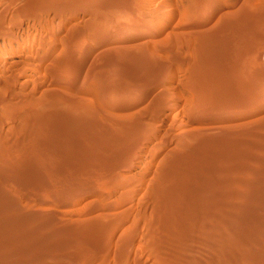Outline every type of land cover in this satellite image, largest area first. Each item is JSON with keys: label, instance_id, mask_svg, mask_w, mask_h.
Returning <instances> with one entry per match:
<instances>
[{"label": "rangeland", "instance_id": "obj_1", "mask_svg": "<svg viewBox=\"0 0 264 264\" xmlns=\"http://www.w3.org/2000/svg\"><path fill=\"white\" fill-rule=\"evenodd\" d=\"M263 137L264 0H0V188L55 221L5 264H264Z\"/></svg>", "mask_w": 264, "mask_h": 264}, {"label": "bare ground", "instance_id": "obj_2", "mask_svg": "<svg viewBox=\"0 0 264 264\" xmlns=\"http://www.w3.org/2000/svg\"><path fill=\"white\" fill-rule=\"evenodd\" d=\"M45 5H46V4H45ZM132 22H133L132 19H129V21H128V20L126 21V23H128V24H131ZM118 23H119V21H117V24H118ZM247 51H248V50H247ZM75 57H76V56H75ZM107 59H108V58H107ZM115 60H116V59H115ZM73 61H74V60H73ZM159 66H160V65H159ZM70 72H71V71H70ZM72 72H73V71H72ZM75 72H76V71H75ZM235 84H236V83H235ZM245 84H246V83H245ZM252 84H253V83H252ZM244 87H245V86H244ZM233 88H234V87H233ZM233 88H232V89H233ZM238 90H239V89H238ZM238 90H237V91H238ZM234 91H235V89H234ZM239 91H240V90H239ZM239 91H238V93H239ZM241 92H242V91H241ZM232 100H233V99H232ZM247 100H248V99H247ZM251 100H252V99H251ZM229 101H230V100H229ZM78 102H79V101H78ZM61 103H62V102H61ZM81 103H82V102H81ZM209 104H210V103H209ZM222 104H224V103H222ZM227 104H228V106L231 105V107L233 108L234 111H245V110L250 109V107H251V103H250V102H246V103H243V102H242V103H238V102H237V103H234V102H232V103H227ZM227 104H226V105H227ZM45 105H46V104H45ZM210 105H214V104H210ZM226 105H225V106H226ZM54 107H55V106H54ZM71 107H72V106H71ZM209 107H210V106H209ZM229 107H230V106H229ZM80 109H81V108H80ZM197 109H198V108H197ZM230 110H231V109H230ZM90 111H91V110H90ZM47 112H48V111H47ZM52 112H53V111H52ZM196 112H197V111H196ZM72 113H73V112H72ZM22 115H23V114H22ZM23 124H24V123H23ZM76 124H77V123H76ZM62 127H63V126H62ZM257 130H258V129H257ZM256 133H257V132H256ZM30 134H31V133H30ZM239 135H240V134H239ZM47 136H48V135H47ZM227 136H228V135H227ZM233 136H234V135H233ZM248 137H249V136H248ZM261 138H262V137H261ZM263 138H264V137H263ZM21 139H22V138H21ZM44 139H45V138H44ZM60 140H61V139H60ZM10 141H11V140H10ZM57 141H58V140H57ZM261 141H262V140H261ZM30 142H31V141H30ZM49 142H50V141H49ZM235 142H236V141H235ZM39 143H40V142H39ZM47 144H48V143H47ZM50 144H51V143H50ZM230 144H232V143H230ZM259 145H260V144H259ZM259 145H258V146H259ZM31 146H32V145H31ZM38 146H39V145H38ZM59 146H60V145H59ZM59 146H58V147H59ZM66 146H67V145H66ZM195 146H196V145H195ZM261 146H262V145H261ZM56 147H57V146H56ZM63 148H64V147H63ZM74 148H75V147H74ZM120 148H121V147H120ZM130 148H131V147H130ZM255 148L257 149V147H255ZM255 148H253L252 150H254ZM261 148H262V147H261ZM263 148H264V147H263ZM26 149H27V148H26ZM228 149H229V148H228ZM258 149H260V148L258 147ZM258 149H257L256 152H259ZM260 150H261V149H260ZM41 151H42V150H41ZM225 151H226V150H225ZM262 151H264V150L262 149ZM63 152H64V151H63ZM76 153H77V152H76ZM247 153H248V152H247ZM251 153H252V152H251ZM251 153H250V154H251ZM42 154H43V152H42ZM233 154H234V153H233ZM240 154H241V153H240ZM260 154H261V152H260ZM0 155H1V154H0ZM255 155H256V154H255ZM24 156H25V155H24ZM39 156H40V155H39ZM261 156H262V155H261ZM261 156H260V157H261ZM1 157H2V155H1ZM219 157H221V155H220ZM231 157H233V156H231ZM260 157H259V158H260ZM222 158H223V157H222ZM236 158H237V157H236ZM242 158H243V157H242ZM247 158H248V161H251V162H249V166H251L250 164L253 163L254 161H260V160H258V156L255 157V156H253V155H250V156H247ZM256 158H257V159H256ZM0 159H1V158H0ZM29 159H30V158H29ZM220 159H221V158H220ZM260 159H261V158H260ZM36 160H37V159H36ZM79 160H80V159H79ZM242 160H243V159H242ZM245 160H246V159H245ZM2 161H3V160H2ZM2 161H0V162H2ZM12 161H13V160H12ZM69 161H70V160H69ZM74 161H75V160H74ZM181 161H182V160H181ZM5 162H6V160H5ZM28 162H29V161H28ZM236 162H237V161H236ZM243 162H247V160H246V161H243ZM261 162H262V160H261ZM255 163H256V162H254V164H255ZM0 164H1V163H0ZM2 164H3V162H2ZM5 164H6V163H5ZM49 164H50V163H49ZM240 164H241V163H239V164H237V165H239V167H240ZM244 164H245V163H244ZM254 164H253V165H254ZM258 164L260 165V163H258ZM262 164H263V163H262ZM262 164H261V165H262ZM12 165H13V164H12ZM29 165L31 166V164H29ZM247 165H248V163H247ZM247 165H246V166H247ZM253 165L251 166V171H254V170L252 169V168H253ZM256 165H257V163L255 164V166H256ZM259 165H257V166H259ZM261 165H260V166H261ZM1 166L4 167V165H1ZM1 166H0V167H1ZM9 166H10V165H9ZM32 166H33V165H32ZM60 166H61V165H60ZM204 166H205V165H204ZM220 166H221V165H220ZM242 166H243V165H242ZM242 166H241V167H242ZM260 166H259V169H258V168H257V169H258V170H262V172H263L264 170H263L262 168H264V165H263V167H261V169H260ZM5 167H7V165H5ZM15 167H16V166H15ZM24 167H25V166H24ZM50 167H51V166H50ZM225 167H226V166H225ZM241 167H240V169H241ZM243 167H245V166H243ZM10 168H11V166H10ZM12 168H13V166H12ZM22 168H23V167H22ZM22 168L20 167L21 170H20V169H19V170H18V169L16 170V168H15V171L13 170L14 168L11 169L12 171H11L8 167H7V169L5 168V169L8 170V172H9L8 175L10 176L9 178L12 179L11 181H14L13 183L16 182L17 184H18V183L20 184V183H22V181H24V182H26V181H27V182H31V181H33V180L36 178V175L32 172V171H34L33 167H32V168L29 167V169H28V166H27V168H26L27 171H23ZM245 168H247V167H245ZM0 169H2V171H6V170H3L4 168H0ZM211 169H212V168H211ZM219 169H220V168H219ZM228 169H229V168H228ZM228 169H227V170H228ZM235 169H239V168H235ZM240 169H239V170H240ZM247 169H248L249 172H250V168L248 167ZM254 169L256 170V172L258 171L256 168H254ZM24 170H25V168H24ZM29 170H30V171H29ZM58 170H59V169H58ZM171 170H172V169H171ZM242 170H243V171H242ZM242 170H241V173H242V172L244 173V169H242ZM0 171H1V170H0ZM17 171H18V172H17ZM35 171H36V170H35ZM60 171H61V170H60ZM213 171H214V170H213ZM232 171H233V170H232ZM230 172H231V171H230ZM237 172H238V171H237ZM260 172H261V171H260ZM5 173H6V172H5ZM35 173H36V172H35ZM212 173H213V172H212ZM235 173H236V172H235ZM239 173H240V172H239ZM239 173H238V174H239ZM245 173H246V172H245ZM247 173H248V172H247ZM252 173H254V172H252ZM252 173H251V175H253ZM43 174H44V173H43ZM256 174H258V172L255 173L254 177H256ZM4 175H5V174H4ZM6 175H7V174H6ZM8 175H7V176H8ZM179 175H180V174H179ZM210 175H211V174H210ZM241 175H242V174H241ZM247 175H248V176L245 175V177H244L245 179H246V177H249V174H247ZM2 176H3V175H2ZM2 176H0V177H2ZM188 176H189V175H188ZM258 176H259V175H258ZM258 176H257V177H258ZM261 176H262V175H261ZM3 177H4V176H3ZM200 177H201V176H200ZM214 177H215V176H214ZM230 177H231V176H230ZM252 177H253V176H252ZM4 178L7 180V177H4ZM4 178H0V180H1V179H4ZM9 178H8V179H9ZM60 178H61V177H60ZM164 178H165V177H164ZM215 178H217V177H215ZM225 178H226V177H225ZM242 178H243V177H242ZM244 178H243V179H244ZM258 178H260V179L263 180L264 177L262 178V177L259 176ZM5 179H4V180H5ZM10 179H9V180H10ZM32 179H33V180H32ZM41 179H42V178H41ZM41 179H40V180H41ZM207 179H208V178H207ZM240 179H241V178H240ZM243 179H241V181H242ZM250 179H251V178H250ZM250 179H249V180H250ZM4 180H3V182H4ZM35 180H37V178H36ZM35 180H34V181H35ZM237 180H238V179H237ZM247 180H248V178H247ZM249 180H248V181H249ZM255 180L257 181L258 179L256 178ZM255 180L253 179V181H255ZM262 180H261V181H262ZM180 181H181V180H180ZM216 181H217V180H216ZM243 181H245V180H243ZM251 181H252V180H251ZM251 181H250V183L252 184L253 182H251ZM256 181H255V183H256ZM258 181H259V180H258ZM263 181H264V180H263ZM3 182H0V184H2ZM164 182H165V181H164ZM4 183H5V182H4ZM10 183H11V182H10ZM37 183H38V182H37ZM40 183H41V182H40ZM219 183H220V182H219ZM246 183H248V182L246 181ZM250 183H248L247 185L252 186ZM259 183H260V182H259ZM19 184H18V185H19ZM24 184H25V183H24ZM203 184H204V183H203ZM253 184H254V183H253ZM256 184H258V182H257ZM263 184H264V183H263ZM2 185H4V184H2ZM200 185H201V184H200ZM222 185H223V184H222ZM28 186H29V185H28ZM206 186H207V185H206ZM210 186H211V185H210ZM223 186H224V185H223ZM236 186H237V185H236ZM254 186H255V184H254ZM257 186H258V185H257ZM257 186H256V187H257ZM262 186H263V185L260 186V189H262ZM21 187H22V186H21ZM189 187H190V186H189ZM211 187H212V186H211ZM246 187H247V186H246ZM252 187H253V186H252ZM256 187H255V189H256ZM24 188H25V187H24ZM176 188H177V187H176ZM263 188H264V187H263ZM194 189H195V188H194ZM198 189H199V188H198ZM207 189H208V188H207ZM220 189H221V188H220ZM222 189H223V188H222ZM232 189H233V188H232ZM242 189H243V188H242ZM245 189H247V188H245ZM255 189H254V190H255ZM257 189H258V188H257ZM260 189L256 190L255 192L257 193V191H261V193H262V190H260ZM2 190H3V189L0 188V212H1V213L4 212V215H1V216H3V217L0 218V247L3 246V245L5 246V245H7V244H9V243H14L15 241L18 242L17 240H14V238L16 239V237H15L14 234H16V232H17V231H16V232L14 233V230H19L21 233H18V232H19V231H18L17 234H18V235L20 234L22 237H23V235L27 234L26 232H29V233L31 232L30 235H29V234H27V235L30 236V237H32V236H31L32 233H36L37 231L40 232V231H42L41 229L46 228V227H47L48 229H51V228L53 227L54 224H53V225H52V223L50 224V220H51V219H49V221H45V220H47V219H45V220H41V219L37 220L36 217H34L33 215H26L27 212L24 213L23 210H21V209H20V211H22V212H18V210H19V208H20V207H18V204H17L16 202H15V203H16L17 205H16L15 203H13V202H12V201H13L12 197L8 196V194L5 195V192H6V191L3 190V191H5V192H3ZM176 190H177V189H176ZM179 190H180V189H179ZM182 190H183V189H182ZM184 190H186V189L184 188ZM190 190H191V189H190ZM209 190H210V189H209ZM212 190H215V189H212ZM247 190H248V189H247ZM250 190H251V189H250ZM34 191H35V190H34ZM194 191H195V190H194ZM219 191H220V190H219ZM226 191H227V190H226ZM233 191H234V190H233ZM237 191H240V189L238 188ZM237 191H235V192H237ZM263 191H264V189H263ZM185 192H186V191H185ZM205 192H206V191L204 190L203 193H205ZM209 192H211V191H209ZM216 192H217V194H218V191H216ZM235 192H234V195H237V194H235ZM244 192H245V191H243V193H244ZM252 192H253V191H252ZM255 192H254V193H255ZM158 193H159V192H158ZM173 193H174V192H173ZM180 193H181V191H180ZM201 193H202V192H201ZM207 193H208V190H207ZM219 193L221 194V193H223V192L220 191ZM224 193L227 194V193H229V192H224ZM237 193H238V192H237ZM239 193H240V192H239ZM239 193H238V194H239ZM249 193H250V192H249ZM256 193H255V194H256ZM166 194H167V193H166ZM182 194H184V193H182ZM217 194H215V195H217ZM220 194H219V195H220ZM226 194H221V196L223 197V195H225V197L227 196V197L229 198V195H226ZM229 194H230V193H229ZM240 194H241V196H243V198H244V195L246 196V194H243V195H242V193H240ZM252 194H253V193H252ZM255 194H254V196H255ZM263 194H264V193H263ZM12 195H13V194H12ZM171 195H172V194H171ZM195 195H196V194H195ZM195 195H194V196H195ZM198 195H199V194H198ZM206 195H207V194H206ZM208 195H209V194H208ZM219 195H218V196H219ZM232 195H233V194H232ZM234 195H233V196H234ZM259 195H261V194H259ZM259 195H258V194L256 195V196H257V199H256V200H258V197H260ZM66 196H67V195H66ZM158 196H159V195H158ZM160 196H161V195H160ZM181 196H182V195H181ZM181 196H180V197H181ZM212 196H213V195H212ZM218 196H217V197H218ZM161 197H162V196H161ZM182 197H183V196H182ZM189 197H191V196H189ZM201 197H202V196H201ZM206 197H209V196H206ZM210 197H211V196H210ZM227 197H226V198H227ZM237 197H240V196H237ZM248 197H249V196H248ZM251 197H252V196H251ZM261 197L263 198L264 196L262 195ZM10 198H11V199H10ZM156 198H157V196H156ZM163 198H164V197H163ZM163 198H162V199H163ZM176 198H177V197H176ZM193 198H194V197H193ZM197 198H198V197H197ZM218 198H219V197H218ZM218 198H216V199H218ZM240 198H241V197H240ZM249 198H250V197H249ZM158 199H161V198H158ZM174 199H175V198H174ZM188 199H189V198H188ZM198 199H199V198H198ZM203 199H204V198H203ZM212 199H213V198H212ZM229 199H230V198H229ZM231 199H232V198H231ZM251 199H252V198H251ZM253 199H254V200H253ZM253 199H252V200H249V199H248V200L251 201V203H252V201H255V198H254V197H253ZM163 200H165V199H163ZM175 200H176V199H175ZM189 200H190V199H189ZM192 200H193V199H192ZM196 200H197V199H196ZM214 200H215V199H214ZM221 200H222V198H221ZM225 200H226V199H225ZM237 200H238V199H237ZM246 200H247V198H246ZM262 200H264V198L261 199V201H262ZM14 201H15V200H14ZM161 201H162V200H161ZM181 201H182V200H181ZM200 201H201V200H200ZM217 201H218V200H217ZM231 201H233V203H235V204H236V202H237L236 200H235V201H234V200H231ZM258 201L260 202V199H259ZM258 201H257V202H258ZM19 202H20V201H19ZM166 202H167V201H166ZM169 202H170V201H169ZM169 202H168V203H169ZM178 202H179V201H178ZM188 202H191V201H188ZM207 202H208V201H207ZM211 202H212V201H211ZM214 202H215V201H214ZM227 202H228V200H227ZM262 202H263V203H261V206H262V204H264V201H262ZM156 203H157V202H156ZM175 203H176V202H175ZM198 203H200V202H198ZM205 203H206V202H205ZM230 203H231V202H230ZM233 203H232V204H233ZM237 203H238V202H237ZM239 203H241V202H239ZM243 203H244V202H243ZM245 203H246V202H245ZM161 204H162V203H161ZM166 204H167V203H166ZM179 204H180V203H179ZM182 204H183V203H182ZM187 204H188V203H187ZM191 204H192V203H191ZM222 204H223V203H221V205H222ZM249 204H250V203H249ZM167 205H168V204H167ZM167 205H166V206H167ZM194 205H196V203H195ZM219 205H220V204H219ZM229 205H230V204H229ZM229 205H227V203H226V207L229 206ZM233 205H234V204H233ZM237 205H239V204H237ZM240 205H241V204H240ZM240 205H239V206H240ZM244 205H245L244 207H239V206H237L239 210L237 209V207H235V208H236V211L238 210V213H237V215H235V216L233 215V214L236 213L235 211H234V213H232V214L229 213V217H232V219H229V220L232 221V220H233V217H234V218L237 217V218H240V219L242 220V219L244 218V217H242V215L245 214V213H247V212H249L248 214L254 215V214H256V213L258 214V213L261 211V210L259 211V208H260V207H258V206H260L259 204H258L257 206H256V205L254 206V204H253V205H252V204H251V205H246V204H244ZM161 206H162V205H161ZM172 206H173V205H172ZM176 206H177V204H176ZM178 206H179V205H178ZM191 206H192V205H191ZM213 206H214V204H213ZM230 206H231V205H230ZM241 206H242V205H241ZM252 206H253V207H252ZM169 207H170V206H169ZM189 207H190V206H189ZM195 207H196V206H195ZM195 207H194V208H195ZM200 207H201V206H200ZM226 207H225V212H227V211H226ZM233 207H234V206H233ZM233 207H232V208H233ZM254 207H255L256 209H258L259 212H255V213L252 214L250 211H251V209H253V210L255 211L256 209H255ZM257 207H258V208H257ZM262 207H264V206H262ZM262 207H261V208H262ZM198 208H199V207H198ZM198 208H196V209L198 210ZM203 208H204V207H203ZM205 208H206V205H205ZM205 208H204V209H205ZM209 208H210V207H209ZM223 208H224V207H223ZM230 208H231V207H230ZM173 209H174V208H173ZM191 209H192V208H191ZM227 209H228V208H227ZM233 209H234V208H233ZM197 210H196V211H197ZM206 210H207V209H206ZM229 210H230V209H229ZM234 210H235V209H234ZM249 210H250V211H249ZM263 210H264V208H263ZM263 210H262V211H263ZM172 211H173V210H172ZM179 211H180V210H179ZM182 211H183V210H182ZM214 211H215V210H214ZM232 211H233V210H232ZM254 211H253V212H254ZM163 212H164V211H163ZM198 212H199V211H198ZM198 212H197V214H198ZM202 212H203V211H202ZM207 212H209V210H208ZM219 212L221 213V211H219ZM219 212H218V214H219ZM5 213H6V214H5ZM195 213H196V212H195ZM199 213H200V212H199ZM203 213H204V212H203ZM203 213H202V214H203ZM223 213H224V212H223ZM27 214H29V213H27ZM30 214H31V213H30ZM156 214H157V213H156ZM163 214H164V213H163ZM165 214H166V213H165ZM185 214H186V213H185ZM202 214H201V215H202ZM214 214H215V213H214ZM216 214H217V212H216ZM218 214H217V215H218ZM224 214H226V213H224ZM224 214H219V215H223V216H224ZM227 214H228V212H227ZM227 214H226V215H227ZM257 214H256V215H257ZM260 214H261V213H259V215H260ZM177 215H178V214H177ZM208 215H209V214H208ZM232 215H233V216H232ZM246 215H247V214H245V216H246ZM256 215H255L256 218H254V219H257V216H256ZM261 215H262V214H261ZM261 215H260V216H261ZM36 216H38V215L36 214ZM174 216H175V214H174ZM195 216H196V215H195ZM227 216H228V215H227ZM248 216H250V215H248ZM39 217H40V216H39ZM43 217H44V216H43ZM43 217H42V219H43ZM167 217H168V216H167ZM210 217H211V216H210ZM218 217H221V216H218ZM218 217H216V218L218 219ZM225 217H226V216H225ZM262 217H263V216H262ZM237 218H236V219H237ZM248 218H249V217H248ZM248 218H247V219H248ZM260 218H261V217H260ZM52 219H53V218H52ZM56 219H57V218H56ZM221 219H222V218H221ZM226 219H227V217H226ZM245 219H246V218H245ZM245 219H243V222H247V219H246V221H244ZM254 219H252V221H253ZM258 219H259V218H258ZM261 219H262V218H261ZM40 220H41V221H40ZM200 220H201V219H200ZM202 220H203V219H202ZM224 220H225V219H224ZM224 220H223V221H224ZM227 220H228V219H227ZM250 220H251V218H250ZM259 220H260V219H259ZM8 221H12V222H10V225H14V224H15V226H16V223H17V222H14V221H18L19 223L21 222L23 226H24V224L26 225V224L28 223V224L30 225V227H31V228H29L30 231L26 230V232H25V229H22V228H23L22 225H20V226H21V229H19L20 226H19L18 228H16L17 226H16V227L13 226V227H15V228H13V229H11V230H8V229L10 228V227H9L10 225L7 224ZM52 221H54V220H51V222H52ZM225 221H226V220H225ZM257 221H258V220H255V224H256ZM260 221H261V220H260ZM13 222H14V223H13ZM54 222H55V221H54ZM160 222H161V221H160ZM215 222H216V221H215ZM226 222L228 223V221H226ZM8 223H9V222H8ZM11 223H13V224H11ZM21 223H20V224H21ZM216 223H217V222H216ZM220 223H221V222H220ZM220 223H219V224H220ZM236 223H238V222H237V221L235 222V220H234V224H233V221H232V223H231L232 225L235 226V227H234L235 229H236ZM252 223H253V222H252ZM6 224H7V225H6ZM210 224H211V223H210ZM221 224H222V223H221ZM239 224H240V223H239ZM239 224H238V225H239ZM253 224H254V223H253ZM253 224H250V225H253ZM257 224H259V222H258ZM262 224H264V223H262ZM17 225H19V224L17 223ZM238 225H237V226H238ZM260 225H261V224H260ZM6 226H8V229L6 228ZM222 226H223V225H222ZM227 226L229 227V225H227ZM227 226L225 225V227H227ZM239 226H240V225H239ZM247 226H248V225H247ZM257 226H258V225H257ZM24 227H26V226H24ZM55 227H57V224H56ZM209 227H210V226H209ZM211 227H212V226H211ZM240 227H242V226H240ZM244 227H245V226H244ZM249 227H251V226H249ZM11 228H12V226H11ZM165 228H166V227H165ZM203 228H204V227H203ZM207 228H208V226H207ZM230 228H231V227H230ZM230 228H229V230H230ZM246 228H248V227H246ZM251 228H252V227H251ZM26 229H27V228H26ZM66 229H67V228H66ZM225 229H228V228H225ZM237 229H238V228H237ZM239 229H240V228H239ZM241 229H242V228H241ZM43 230H44V229H43ZM155 230H156V229H155ZM55 231H56V230H53L52 232H55ZM176 231H177V230H176ZM208 231H209V230H208ZM232 231H233V230H232ZM165 232H166V231H165ZM228 232H229V231H228ZM252 233H253V232H252ZM257 233H258V232H257ZM17 234H16V235H17ZM46 234H47V232H46ZM50 234H51V233H50ZM50 234H49V235H50ZM52 234H53V233H52ZM54 234H55V233H54ZM54 234H53V235H54ZM71 234H72V233H71ZM164 234H165V233H164ZM206 234H207V233H206ZM231 234H232V233H231ZM263 234H264V233H263ZM33 235H34V234H33ZM44 235H45V233H44ZM49 235H48V236H49ZM243 235H244V234H243ZM253 235H254V234H253ZM21 236H19V238H20ZM38 236H39V235H38ZM41 236H43V234H42ZM24 237H25V236H24ZM30 237H29V238H30ZM33 237H35V236H33ZM17 238H18V236H17ZM40 238H41V237H40ZM40 238H39V239H40ZM49 238H50V237H49ZM216 238H217V237H216ZM226 238H227V237H226ZM20 239H21V238H20ZM20 239H19V240H20ZM30 239H31V238H30ZM32 239H33V238H32ZM42 239H43V238H42ZM47 239H48V238H47ZM222 239H223V238H222ZM26 240H27V238H26ZM33 240H34V239H33ZM43 240H46V239H43ZM43 240H41V241H43ZM48 240H49V239H48ZM48 240H47V241H48ZM50 240H51V239H50ZM53 240H54V239H53ZM63 240H64V239H63ZM154 240H155V239H154ZM204 240H205V239H204ZM209 240H215V239H208V241H209ZM13 241H14V242H13ZM20 241H22V239H21ZM24 241H25V240H23L22 242H24ZM27 241H28V240H27ZM68 241H69V240H68ZM229 241H230V240H229ZM29 242H30V244H29ZM34 242L37 243V241H34ZM34 242H33V243H34ZM43 242H44V241H43ZM43 242L41 243V245L43 246V247H42V249H43L42 254H44L43 258L45 257V259H46V256H45L46 253H45V251H44V250H46V249H44V245H45V244H43ZM48 242H49V241H48ZM52 242H55V241H52ZM65 242H66V241H65ZM77 242H78V241H77ZM209 242H210V241H209ZM211 242H212V241H211ZM26 243H27V242H26ZM36 243H34V244H36ZM44 243H45V242H44ZM46 243H47V242H46ZM75 243H76V242H75ZM101 243H102V242H101ZM146 243H147V242H146ZM150 243H151V242H150ZM24 244H25V243H24ZM27 244H29V246H31L32 243H31V241L29 240ZM50 244H51V243H50ZM53 244H54V243H53ZM59 244H60V243H59ZM147 244H148V243H147ZM152 244H154V243H152ZM25 245H26V244H25ZM25 245H24V246H25ZM38 245H39V244H37V245H35V246H33V247H37V249H40V248L38 247ZM67 245H68V244H67ZM7 246H8V245H7ZM10 246H11V245H10ZM29 246H28V247H29ZM217 246H218V245H217ZM220 246H221V245H220ZM28 247L25 249V251H26V253L30 254V252H31V250H32L33 248L31 249V248H28ZM31 247H32V246H31ZM45 247H46V245H45ZM95 247H96V246H95ZM95 247H94V248H95ZM147 247H149V246H147ZM150 247H151V246H150ZM24 248H25V247H24ZM46 248H48V247H46ZM1 249H2V248H0V250H1ZM34 249H35V248H34ZM37 249H35V250H37ZM42 249H41V250H42ZM92 249H93V248H92ZM145 249H146V248H145ZM148 249H150V248H148ZM153 249H154V248H153ZM41 250H40V251H41ZM103 250H104V249H103ZM222 250H223V249H222ZM1 251H2V250H1ZM22 251H24V250H22ZM22 251H21V252H22ZM40 251L38 250V253H39L38 255L41 254ZM32 252H33V251H32ZM51 252H52V251H51ZM150 252H151V251H150ZM152 252H153V251H152ZM22 253H23V252H22ZM33 253H34V252H33ZM33 253H31L30 255H32ZM153 253H154V252H153ZM36 254H37V253H36ZM42 254H41V256H42ZM33 255H34V254H33ZM159 255H160V254H159ZM36 256H37V255H35V257H36ZM33 257H34V256H33ZM47 257H48V256H47ZM154 257H155V255H154ZM36 258H37V257H36ZM3 259H4V258H3ZM3 259H2V257H1V259H0V264H5ZM21 259H22V258H21ZM54 259H55V258H54ZM179 259H180V258H179ZM193 259H194V258H193ZM221 259H222V258H221ZM35 260H36V259H35ZM42 260H44V259H42ZM46 260H47V259H46ZM159 260H160V259H159ZM5 261H6V260H5ZM46 262H47V261H46ZM48 262H52V261L48 259ZM48 262H47V263H48ZM101 264H102V263H101Z\"/></svg>", "mask_w": 264, "mask_h": 264}]
</instances>
